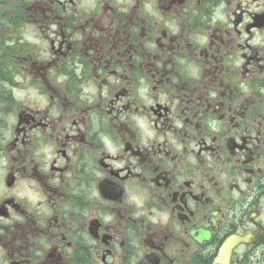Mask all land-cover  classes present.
Wrapping results in <instances>:
<instances>
[{
  "label": "flooded vegetation",
  "instance_id": "1",
  "mask_svg": "<svg viewBox=\"0 0 264 264\" xmlns=\"http://www.w3.org/2000/svg\"><path fill=\"white\" fill-rule=\"evenodd\" d=\"M0 264H264V0H0Z\"/></svg>",
  "mask_w": 264,
  "mask_h": 264
}]
</instances>
